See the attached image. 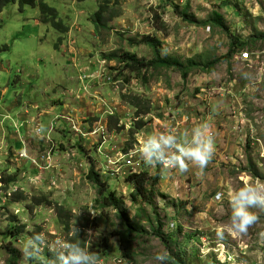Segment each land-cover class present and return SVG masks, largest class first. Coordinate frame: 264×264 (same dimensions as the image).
<instances>
[{"label":"rangeland","instance_id":"374dc122","mask_svg":"<svg viewBox=\"0 0 264 264\" xmlns=\"http://www.w3.org/2000/svg\"><path fill=\"white\" fill-rule=\"evenodd\" d=\"M42 1L55 9L64 33L42 23L36 6L20 9L11 0L0 11V264H36L21 249L37 233L49 243L78 242L98 264H218L210 247L231 238L252 243L250 258H257L264 211L253 209L258 221L246 233L230 230V197L246 183L264 182V0ZM104 2L117 17L96 30L90 15ZM143 37L159 41L162 57L193 69L184 78L159 68L146 72L144 82L133 73L121 82V65L102 55L149 59L148 46L128 44ZM231 43L234 53L226 57ZM241 51L252 54L251 62L238 59ZM122 94L151 110L128 148L134 106ZM109 114L121 128L107 130ZM155 117L186 147L195 128L206 125L215 151L206 167L190 164L185 172L142 162L148 201L102 164L106 156L135 153ZM89 154L124 219L100 202L87 175ZM7 176L13 181L3 190ZM58 205L71 214L67 226ZM123 236L131 239L130 257ZM163 252L167 260H156ZM41 259L55 257L45 247Z\"/></svg>","mask_w":264,"mask_h":264},{"label":"clouds","instance_id":"9594fccd","mask_svg":"<svg viewBox=\"0 0 264 264\" xmlns=\"http://www.w3.org/2000/svg\"><path fill=\"white\" fill-rule=\"evenodd\" d=\"M214 151L213 137L204 125L195 128L191 146L178 145L176 137L171 134L150 135L140 144L135 154L149 166L161 165L165 169L175 168L185 172L190 164L200 169L206 167ZM222 196V193H217L218 199ZM230 204L232 208L230 230L246 233L249 227L258 221V214L253 209L259 208L264 211V182L257 180L244 184L233 192ZM76 231L78 233L79 230ZM45 247L55 257L48 260L47 264H98L97 255L78 242L57 238L49 243L42 233L34 234L21 251L26 258L36 261V264H45L41 259ZM167 258V252L157 253L155 256L156 260L162 262Z\"/></svg>","mask_w":264,"mask_h":264},{"label":"trees","instance_id":"16d2710c","mask_svg":"<svg viewBox=\"0 0 264 264\" xmlns=\"http://www.w3.org/2000/svg\"><path fill=\"white\" fill-rule=\"evenodd\" d=\"M11 0H0V11L10 2ZM81 1V0H77ZM18 6L21 9L24 5H29V6H36L37 10L39 11L40 15V21L42 23L50 25L52 28H55L59 30L60 32L64 33L66 31L65 25L60 20L56 21V13L55 9L48 6L46 3H44L42 0H17ZM117 17V15L114 13V11H110L107 6V2L100 3L97 7V10L94 11L90 15V20L96 30H100L105 28V24L107 21L111 20L112 18ZM129 45H137V44H144L148 46L151 51H152V56L149 59H144V58H136L135 55L129 54L126 52H119V51H111L107 55H102V59H105L107 61H114L117 64L121 65V69L118 72V75L120 77V80H123L121 82H128L130 77V74L133 73L134 75H139L141 80L144 82L146 81L144 75L146 72L151 71V70H156L159 68H165V69H172L179 71L180 75L182 78H184L187 74V72L191 69H193L192 65H185L183 67L182 63L179 62L177 59H170V58H164L160 55L159 53V41L155 38L151 37H143L139 39L138 41H133V40H128ZM234 47L235 44H230L228 52L226 54V57H230L234 53ZM219 59L213 60L210 63H208L207 67H212L216 62H218ZM124 71H127L128 75H124ZM117 79V78H115ZM122 97L126 99L131 105L134 106V111H133V122L132 126L128 128L129 136L131 138L130 141H127V146L132 147L135 137V133L138 132L145 124L146 120L144 119V115L146 113H149L150 110V105L145 102V101H140L137 96H130V95H124L122 94ZM96 116L95 118H97ZM107 125L106 128L107 130H111L113 128H121L122 125L117 126L118 122V117L115 114H109L106 117ZM77 148L81 150V146L78 143ZM83 149V148H82ZM86 159L88 160V170H87V175L88 179L96 186L97 192L99 195H102V201L97 200L102 202V204L106 203L108 205H114L115 207L118 208L120 216L124 219L123 215L120 212V207L121 203L119 200L116 198L115 193L113 191H109L107 194H105L106 188H107V182L102 181L100 179V174L99 171L96 168V164H94V160L92 156L86 155ZM158 174L156 175L153 183L157 180ZM4 185L1 187V189H5L8 184H10L13 179L10 176H7L2 179ZM125 180L130 182L134 188V191L140 195L144 196L145 198L150 200V197L148 195L149 189H148V183H149V175L148 172L145 170H141L140 172H130L128 173L127 176H125ZM153 185V184H151ZM17 195V194H15ZM58 214L59 217L63 216L64 214L67 216V219L65 220V224L67 226L68 221L71 217V214L69 210L64 209L63 206L58 205L57 206ZM12 231V234H17L21 232V228L18 229L17 231H14L13 229H10L9 232ZM127 234V233H126ZM34 235V234H33ZM31 235V236H33ZM130 242L131 239H128L127 236L122 237V246L124 250L126 251V254L130 257ZM106 245V244H105ZM106 248V246H105Z\"/></svg>","mask_w":264,"mask_h":264},{"label":"built area","instance_id":"2783aa9c","mask_svg":"<svg viewBox=\"0 0 264 264\" xmlns=\"http://www.w3.org/2000/svg\"><path fill=\"white\" fill-rule=\"evenodd\" d=\"M238 59L244 62H251L252 54L241 51L238 54ZM125 153H128V151ZM135 153L131 151L130 154L115 155L112 159L106 156L102 164L103 172L106 171L110 176H121L124 179L130 172H140L143 170L141 165L143 160L137 155L140 163L136 162L134 159ZM257 243L260 246V250L257 258L254 257L255 259L253 257L250 258L249 254L252 243L250 244L238 238H231L226 244L223 241L218 242V247L212 246L210 251H214L217 254L218 264H264V236ZM248 256L249 258H247Z\"/></svg>","mask_w":264,"mask_h":264},{"label":"crops","instance_id":"0c3cea01","mask_svg":"<svg viewBox=\"0 0 264 264\" xmlns=\"http://www.w3.org/2000/svg\"><path fill=\"white\" fill-rule=\"evenodd\" d=\"M155 119H156L157 122H154L153 124L148 123L146 125L145 130H144V133H145L144 135L146 137H148L150 135H156V136H159V135H162V134L165 135V134L168 133V131H166V125H165L164 120L161 121V119H159L158 117H155ZM27 126L28 125H26V128H22L21 127L23 129V133H25L27 131V128H28ZM24 163H26V162H24ZM143 164H144V161H143Z\"/></svg>","mask_w":264,"mask_h":264}]
</instances>
